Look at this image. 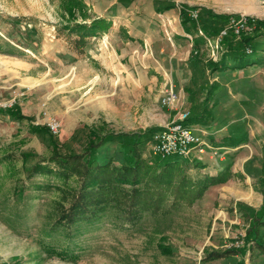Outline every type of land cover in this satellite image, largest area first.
<instances>
[{"label":"rangeland","instance_id":"rangeland-1","mask_svg":"<svg viewBox=\"0 0 264 264\" xmlns=\"http://www.w3.org/2000/svg\"><path fill=\"white\" fill-rule=\"evenodd\" d=\"M186 8L198 9L204 33L226 24L218 16L245 18L253 24L250 44L235 51L220 43L217 49V39L201 42L190 59ZM92 22L97 30L81 28ZM220 61L226 69L212 71ZM170 86L179 97L175 107L162 104ZM13 106L23 119L2 112ZM180 113L218 154L164 159L148 135L139 146L151 167L145 178L196 183L230 166L227 183L192 206L147 212L135 223L109 209L94 224L55 225L57 203L68 205L67 189L78 184L31 174L36 162L58 146L61 154L82 153L91 134L157 132ZM98 159L117 167L127 161L117 141L101 146ZM263 191L264 0H0V264H264V254L245 241ZM261 232L264 239V226ZM45 247L75 259L50 256Z\"/></svg>","mask_w":264,"mask_h":264},{"label":"trees","instance_id":"trees-1","mask_svg":"<svg viewBox=\"0 0 264 264\" xmlns=\"http://www.w3.org/2000/svg\"><path fill=\"white\" fill-rule=\"evenodd\" d=\"M186 9L182 10L181 22L184 32L193 38L191 39L190 59L198 58L201 42L207 43L206 38L217 39L223 30H226V34L220 40L222 49L231 48L235 51L239 49L242 51L250 44L252 35L248 33V30L236 34L230 27L231 20L239 19V17L218 16L217 18L220 20L227 21L226 24L216 32L211 31L215 33L207 32V34L196 24L199 13L197 12V18L192 16V12L198 9H187L190 10V15L187 14ZM98 25L99 23L92 22L89 26L81 25V28L97 30ZM249 26H253V24L251 23ZM199 32H202L204 36H199ZM86 36L87 33L82 31L79 42L85 43ZM223 62H214L211 70L215 72L226 69ZM239 62L248 63L243 58ZM2 112L17 119H23L18 106H13L5 111L2 109ZM187 122H190V119ZM32 128L39 129L38 126ZM154 131L156 129H150L143 133H109L102 136L91 134L87 147L82 153L61 154L59 146L56 145L58 147L47 160L36 162L30 169L31 174H51L62 180L73 178L78 184L76 188L67 189L70 192V198H67L68 205L57 203L55 225L68 228L81 221L94 224L99 222L109 209L119 213L125 222L135 223L147 212L159 214L164 212L168 206L173 208L181 203L192 206L209 185L224 183L231 176L230 166H228L217 176H206L202 181L196 183L184 180L185 176L183 180L176 183L171 177L164 174L156 175L154 180L146 179L145 175L151 167L141 159L139 146L148 135L153 137L156 133ZM111 141H117L126 155V164L121 167L113 165L110 161L101 163L98 159V149ZM251 220L252 223L246 232L245 241L247 244L253 242L259 253L264 254V239L261 232V228L264 226V201L262 206L254 211ZM244 252V248L235 249L209 255L207 258L214 259ZM45 253L50 256L55 254L61 258L70 257L68 251L57 252L53 247H45ZM72 259H75L74 256Z\"/></svg>","mask_w":264,"mask_h":264},{"label":"built area","instance_id":"built-area-1","mask_svg":"<svg viewBox=\"0 0 264 264\" xmlns=\"http://www.w3.org/2000/svg\"><path fill=\"white\" fill-rule=\"evenodd\" d=\"M192 16L197 18V12H192ZM230 27L236 34L240 31L248 30L247 20L245 18L232 19ZM226 34L223 30L215 41V47L219 48L221 37ZM211 44L210 39H207ZM162 104L168 107H175L179 104V97L173 87L165 90L162 96ZM188 113H180L178 120L167 125L164 129L157 131L153 135L154 154L161 158L168 159L175 156V159H188L191 154L203 156L207 150L212 151V155H217L218 148H213L204 138V130L199 127L187 124ZM225 154V152H223ZM223 154V155H224Z\"/></svg>","mask_w":264,"mask_h":264},{"label":"crops","instance_id":"crops-1","mask_svg":"<svg viewBox=\"0 0 264 264\" xmlns=\"http://www.w3.org/2000/svg\"><path fill=\"white\" fill-rule=\"evenodd\" d=\"M179 35L183 36L181 33H179ZM184 41H185L184 39H179V40L176 41V42H177L178 44H183ZM206 156H207V155L200 156V155L194 154L193 156L191 155V157L188 158V159H181V160H186V161H192V160H195V161H204L205 158H206ZM223 158H224V157H223ZM223 158H222V160H223ZM225 168H226V167H225ZM225 168H224V169H225ZM220 172H222V171H220ZM220 172H217V173H215V174H213V173L210 172L209 174H207V176H217V174L220 173ZM230 172H231V176L227 179L226 182H224V183H220V184L209 185V186L207 187V189L205 190V192L203 193V195H202L199 199H197L196 201L201 200V199L205 196V194L208 192V189H210V188H216L217 186H220V185H223V184L227 183V182H228V181L234 176L231 167H230ZM202 180H203V179H202ZM202 180H199L198 182H200V181H202ZM262 200H263V199H262ZM196 201H195V202H196ZM195 202H194V203H195Z\"/></svg>","mask_w":264,"mask_h":264}]
</instances>
